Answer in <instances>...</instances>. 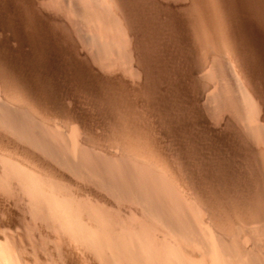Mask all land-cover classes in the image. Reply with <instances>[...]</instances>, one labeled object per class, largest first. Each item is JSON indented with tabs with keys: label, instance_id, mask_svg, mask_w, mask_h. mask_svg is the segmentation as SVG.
<instances>
[{
	"label": "bare ground",
	"instance_id": "bare-ground-1",
	"mask_svg": "<svg viewBox=\"0 0 264 264\" xmlns=\"http://www.w3.org/2000/svg\"><path fill=\"white\" fill-rule=\"evenodd\" d=\"M137 1L138 0H53V1H51V0H31V1L30 0H0V264H84L81 260V258H82L81 256H83V253L85 250H87V252H88L87 254L90 256V257H88V256H86V254H84L86 257H88V260L90 261V263L85 262L86 264H194V263L196 264V262H198V264H264V250L262 248V246H263L262 242H261V248L263 250V252H262L263 256H259L258 254H257L258 256L256 254L254 256V254H253L256 251V248L254 245L260 243L261 239L260 240L258 239L259 240L258 243H256L257 241H255L256 244H254V245H253L254 242L249 244V243L245 242V239H244L245 243L240 244L237 241L238 237H235L236 235H230L228 233V232H230V230H227V228H230L229 227L230 225L227 227V224H228L227 221H229V220L228 219L225 220L223 218L224 215L226 214V213H224L225 209H222L221 207H219L220 205H222L226 202V200H225L226 197H223L225 195L222 196L221 192L220 193L217 192L219 194V196H217V195L216 196L217 197H223V198L220 201L217 200V202L214 205L210 201L207 202V198H209V196H210L208 193L210 190L207 188L206 190H208L207 193L209 196L206 194V190H205L204 192L207 195V198H204V194H203L202 197L204 199L200 201L201 197H199V198L195 197L196 194L198 195V193L194 189L196 188L198 191H200V189H201V191L203 192L204 187H200V186H197V184H195L194 186H197V187L194 188V187H192V185L195 182L198 183L197 181H195V178H194V181H195L194 182V181H192L193 179L190 180V177L189 178L187 177L190 181H192V184L190 181H187V180H185V178H183V177H186V176H183V172H184V170H183L184 167H182L183 165L181 166L183 171L180 170V172H179L180 175H179V173H175L174 170H173L174 172L171 174V172L167 173V171H165L159 165L160 163L156 162L154 159H153L154 161L151 160V156H153L154 155L153 153H155V150H158L159 148L157 149L156 148L157 145L153 146L151 143H150L151 146L148 148V142L149 141H155L152 136H151V138H153V139H151V140H149L147 138L145 139V136H144V135H147L148 133H150L148 130L150 128H147V126H146L148 124H146L144 122V120L148 119V117L147 118L145 117V119H143L144 117L141 116V120H132L130 122L129 120H131V119H128L129 118L128 115L130 113L129 114L127 113L128 117L125 116V119L127 118V120L125 122L126 124L124 125L122 122L123 125H121V126L119 125L120 127L116 130L117 135L114 132H112L115 135V137L116 136L117 137H123L126 133H127L126 135H128V136L134 135L131 140L128 139L129 140V143H127L128 147L122 146L123 149L126 148V150L124 149V150L114 152L115 150L113 151V149H111V148L105 150L104 148L98 147L99 149H97L96 147L94 148L91 145V143H90V147H89V145H87V143H88L87 139H85V137L83 138L82 136H80V139L83 138L81 141H79V143L81 142L80 144L75 143V141L73 142V143H75L76 146L74 147L75 149L72 150L73 149L72 147H70V149H69V145L71 144V142H70V144H68L69 142L67 143L65 141V138L62 135V132L58 131L57 128H60V127L54 128L52 125H50L51 123H49L50 122L49 119H51L52 116H54V115H56V116H54L53 118L58 117L57 114H59L61 112L59 110L63 109V108L61 109V106H62L61 103H58L59 101H57V103L59 104V105H56L57 107L56 106H50V104L47 105L48 103L45 101L46 100L45 97L42 96L43 97L42 98L41 95L35 94L36 92L34 89H31V90H33L35 93L32 92L33 93L32 94L30 92V88L28 87V85L32 84V81H31L32 78L30 79L31 82H26L27 80H25V82L24 81L21 82L22 80H20V79L23 76L20 77V79H18L19 76L16 77V75H13L12 73L10 74V72H9L10 67L11 66L13 67V65H15V66H18V65L22 66L23 65L22 67L24 68V67H26L25 63L28 62L32 65V61H39L43 58V60L45 62L48 61L50 64V66H48L49 67L48 71L50 70V72H52L51 70H54L52 72V75L55 72V75L57 74V76H59L58 72H60V71L57 69L60 67H61V69H62V67L63 68L66 67V64L64 62V60L66 59L65 58L66 56L64 54L69 52V53L77 55L76 61L71 64L72 69H74L73 64H77V67H79V65L82 66L83 65L82 60H84L85 64L82 66V72L85 71L86 73L84 75H82L83 78H85V79L90 78L91 79L92 78L91 75H92L93 78L96 79L95 80L96 82H98L97 80L99 78V80L104 81L103 84L104 83L110 84V85L105 84L107 87L106 88L107 90L109 88L108 86L111 87V85H113V86L116 85V87H115L116 89L114 88L115 91L111 87V89L113 91L112 96L114 95V98L116 97V100L118 99V102L115 101V102H117V105H119L120 107L123 106L122 101H124V99L120 98L122 100L121 101L119 99V97L117 98V96H118V94H121L124 91V89L126 87L125 83L129 84L127 86L128 87L127 89L129 90L131 88L130 86L132 85L131 82H133V80L129 83L128 81L131 80L130 78L128 80V77L123 76L122 73L115 72L116 70L114 71V68L116 69L115 65L117 63V60L121 59L122 63L124 62V60L126 62H128V60H129V64L128 65H127V63L125 64V71L126 72L130 71V72H132V74L133 73L136 74L135 75L136 77H133V79L135 80V78H136L135 82L138 80L140 82V79H142V83L140 82V84H142V86H143V84L147 81V78L149 75L146 74V71H145L146 69H144V67L141 66V64H140V59H143V57H144L142 55L147 54V52L150 51V50H148L149 47H151L152 45H156V47H158V51H159V53H157V54H160L159 56H162L163 51H161V50L162 49L164 50L165 47L167 45L169 46V44H171V42H172V39H171L172 36H169L170 38H167V35L165 34V30H164V33L161 32L160 29H163L162 23L165 19H166L165 21H167V23H168V18H171L170 20L172 21V17L175 15L174 12L178 9L180 10V8H182V6L185 5L184 3L186 2V0H150V2H151L150 4H152V6L150 7L148 5L149 7L146 6V9H147V7H148V9L149 8L152 9L153 12L155 13L156 17H154L153 23L146 25L145 23L148 22V20H149L148 18L151 15L149 14L148 17H145L144 15H138L137 13H135ZM215 1L216 2L219 1V4H217L218 7L216 5H214V6H216L215 7L216 9L215 8L213 9V7H210V4L212 5L213 0H212V2L210 0L207 1L209 3L206 5L202 3L203 1L201 2L200 0H191V4L193 5V9L195 10V11H193L194 14L196 15V12H197V14H199L201 17H203L202 21L198 22V24H197V29H199L198 33L200 32L201 33L200 35L202 36V37L200 36L199 38H202L203 42L200 41V43H202V46L200 45L201 46L200 48H197V45L199 46V44L195 43L196 44V47H195L196 50L194 52L193 51L191 52L192 57H190L188 59V61L185 62V61L181 60L182 62H185V64L183 63L184 65L182 64L183 65L182 67H184V66L185 67L184 68L180 67L183 69L184 72L180 73V71H179L177 74H179V73L180 74H183V73L187 74L188 78L187 77L186 78L188 80L186 82L185 87L190 88L191 85H192V87H194L193 92L190 93V94H192L190 99L193 98V100L196 103H195V106H191V108H190L191 111L195 112L197 114V116L200 115L198 104L202 98V93H203L202 91H204L203 89H205V88H207V89L211 88L213 90V92L215 91L216 95L221 94V98L222 97L224 99L226 98V101H228L227 103L231 104V107H232V105H233V108L236 107V109L238 110V113H241V114L243 113L242 120L240 118H238L239 120L242 121L243 128L246 131V133L244 131H243V133H245L244 135H246V138L248 139V141L250 139L253 142H255V144H258L259 142H261L260 138L264 140V135H258V133H257L258 130H261V131L264 130V0H237L239 2H236L237 4H233V6L231 8H229L227 6V4L230 5V3L224 2V0L223 1L215 0ZM227 1H229V0H227ZM142 2H143V0H142ZM142 2H140V4ZM186 5H187V3H186ZM139 6L137 7L138 9H139ZM32 7H33V9H32ZM26 9L28 10V13H29L28 15L26 13H24ZM30 9H32V11ZM140 9H142V8H140ZM183 9H184V7H183ZM179 10L177 12H179ZM224 10H225V12H224ZM140 12H141V14L142 13L144 14L147 11L143 12L140 10ZM140 12H138V13H140ZM228 12H230L229 13L230 16H231V14H232V16L234 15L233 18L236 17L235 20L230 19L231 23H234L239 27L241 25V29L239 27H237L239 29L236 30V28H235L236 25H231L228 22H226L225 20H222L223 22L220 23V19L214 18L215 16H217V18H219L220 15H222V17H226L227 16L226 14H228ZM182 13H184V12H182ZM135 14H137L139 17L136 16ZM190 15H192V14H190ZM190 15H188V16H190ZM178 17H179V13H178V16L176 15L177 21L179 19ZM144 18H146L148 20L146 21V19H144ZM151 19H153V18L151 17ZM212 20L214 21V23L216 22L215 23L216 27H215V25H214V27L211 26V24L213 23V22L211 23ZM226 20H227V18H226ZM165 21H164V23H165ZM188 21L189 20L187 19V22ZM235 21H236V23H235ZM52 24L55 25L54 28L52 27L53 29L50 27V26H52ZM158 24H159V26H158ZM176 24H177V22H176ZM151 25L155 26L156 28L155 27L151 28ZM88 26L94 27L95 31L91 30L92 27L89 28ZM147 26H148V28L149 27L151 28V29L149 28L150 30H152V31H150L148 29V32L150 31L149 33L145 32V28ZM194 26L195 25H193V27ZM185 27L187 28V26H185ZM50 28L52 30L56 29L57 31H61V36L58 35L60 37V38L59 37L58 38L61 40L63 38L64 41L62 40L61 42H59L58 38H56L57 33L53 32V34H52V32L49 31ZM168 28H169V26H168ZM71 30H72V32L74 31V34L72 32H71L72 34L70 33ZM172 30H174V29H172ZM48 31L50 32L51 35L48 33ZM142 31H143V33H141ZM194 31L196 32V29ZM175 32L179 33V31H175ZM170 33H171V31H170ZM174 33H172V34H174ZM198 33L196 35L197 37H198ZM41 34H44V35H41ZM145 34H147V35H145ZM176 35L178 36V34H176ZM193 36H194V34L191 37H193ZM179 37L180 36H178V38ZM186 37H188V36H186ZM191 37L189 36V38H191ZM173 38H174L173 40H175V37H173ZM181 39H183V38H180L179 40H181ZM12 40L15 41L16 44H15V42L12 43ZM22 42L26 43L29 46L28 48L25 47L26 49L25 50L23 49V51L20 50V45H23ZM40 43H42V44H40ZM39 44L43 45V48H45V49H42V50H44V51H38L42 47V46H37ZM55 44H59V45L56 46ZM162 45H163V48L161 49L160 47H162ZM172 45H175V41H174V44H172ZM182 45H184V44H182ZM59 46L62 48H60ZM192 46H193V44H192ZM145 48L147 49V52H146ZM172 48L174 49V48H176V46L172 47ZM184 48L185 47H183L182 49H184ZM168 49L169 48H167V50ZM142 51L144 53H142ZM152 51H153V49H152ZM155 51H157V50H155ZM179 51H180V49H179ZM185 51H186V49H185ZM172 52H173V50L171 51V53ZM173 53H175V51ZM192 53H194V54L192 55ZM188 54H190V53H188ZM188 54H187V56H188ZM60 55L62 56V58L64 56L65 57L63 59H61V57L60 58L58 57ZM149 55L151 56V54H149ZM45 56L49 60H47ZM105 56L106 57L108 56L106 59L107 61L100 59L102 57H103L102 59L106 58ZM172 56L173 55L171 54L170 57H172ZM183 56H184V54H183ZM44 57H45V59H44ZM69 57H71V55ZM90 57L93 60L94 59H97V60L100 59L101 61H106L104 63H108V64L110 63L112 69L110 67V72L109 71L107 72V70H108L107 67L105 68L106 70L100 69V66L98 67V64L96 65L94 62H92L90 60ZM180 57H182V56H180ZM78 58H79V60H78ZM161 58L163 59V57H161ZM67 59H68V57H67ZM155 59H157V58L150 59V61L155 60ZM170 59H172V58H170ZM178 59H179V57H178ZM185 59L187 60V57H185ZM111 60H113V61H111ZM146 60L148 61V59H146ZM146 60H144V62ZM94 61L97 62L96 60H94ZM164 61L165 60L163 59V62ZM168 61L167 62L165 61V62L167 64H169ZM172 61H174V60H172ZM175 61H176V59H175ZM119 62H121V61H118V63ZM160 62H162V61H160ZM163 62L160 66H162L164 64ZM174 62H172V63L174 64ZM172 63H170V64H172ZM30 64H28L27 67H30L29 66ZM108 64H106V66ZM126 65H127V67H126ZM178 65L180 66L179 63H178ZM75 66L76 65H74V67ZM117 66H118V64H117ZM176 66H177V64H176ZM176 66H174V67H176ZM77 67H75V68L77 69ZM146 67L149 68L148 66H146ZM164 67H166V66L164 65L163 68ZM158 68L159 67H157V69ZM157 69L153 70V71H157ZM168 69H170V68H168ZM79 70H77V71H79ZM159 70L161 71V69H159ZM77 71H76V73H77ZM163 71H165V70L162 69V72ZM50 72L46 71V74H49ZM162 72H159V74L160 73L162 74L161 77H164V76L167 77V74L164 75V73H162ZM166 72L167 71H165V73ZM176 72H177V69H176ZM38 73H40V72H38ZM41 73H42V71H41ZM81 74H83V73H81ZM81 74L77 75V76H81ZM82 76H81V78H82ZM87 76H89V77H87ZM180 77H181V75H180ZM182 77H181V79H182ZM75 78H78V77H75ZM93 78H92V80H94ZM79 79H80V77H79ZM88 81H89V79H88ZM148 81H150V80H148ZM185 81L183 83H185ZM58 82H60V81H58ZM100 82H102V81H100ZM139 82L135 86H139L140 85ZM194 82H197V83H194ZM23 83H26V84H23ZM82 83L87 84L88 82L84 81V79H83ZM172 83H174V82H172ZM172 83H171V85H173ZM178 83H180V82H178ZM90 84H92V82ZM101 84L99 83L100 86H101ZM169 84H170V82H169ZM201 84H203V85H201ZM99 85L98 86L96 85V86L99 87ZM198 85H199V87H197ZM32 86L34 88V84H32ZM92 87H94V86H92ZM102 87H103V85H102ZM175 87H177V86H175ZM103 88H105V87H103ZM41 89L43 90L42 87H41ZM127 89H125V90H127ZM136 89H134V90L139 91L138 88H136ZM169 89H170V87H169ZM179 89H181V88L178 87V90ZM141 90H144V89L142 88ZM170 90H168V91H170ZM99 91L101 92L100 89H99ZM140 91L138 92V95H139V93H141ZM155 91L156 90H154V92ZM208 91H206V92H208ZM184 92L182 91V93H184ZM110 93H112V92H110ZM124 93H125V91H124ZM124 93H122V94H124ZM133 93H134V91H133ZM172 94H174V93H172ZM208 94H206V95H208ZM42 95H45V94L42 93ZM153 95H151V96H153ZM184 95H185V93H184ZM211 95L213 97V94H211ZM61 96H60V98L63 97V96L62 97ZM110 96L111 95H108L107 97H110ZM135 96H137V93L135 94ZM177 96L179 97L180 95L178 94ZM97 97H99V96H97ZM129 97H130V95H129ZM129 97L127 98V100H125L126 103L128 104L127 109H130V106L132 104H134V106H136L134 108H136L138 110L139 109V108H137L139 106L138 97L135 101V103L138 101L136 105L134 103V99L131 100V98H129ZM133 97H134V95H133ZM212 97L210 96L209 98H212ZM51 98L53 99V97H51ZM89 98H90V96H89ZM102 99H104V98L102 97ZM108 99H106V100L104 99L103 101H110ZM163 99H164V97H163ZM47 100H48V98H47ZM51 100H50V102H51ZM59 100H61V99H59ZM173 100H175V99H173ZM210 100L211 99H208V101L206 103H210ZM204 101H201V102H204ZM223 102H225V101H223ZM101 103L104 104V102H101ZM161 103H162V101H161ZM182 103H184V102H182ZM110 104H112V103H110ZM143 104H141V105H143ZM152 104H154V103H152ZM158 104H160V103H158ZM114 105H116V104L114 103L112 106L110 105L111 108L114 107ZM150 105H151V103H150ZM190 105H191V103H190ZM220 105H221V109H222V104H220ZM209 106H211V105H209ZM215 106L219 107V105L217 106V104ZM228 106H230V105H228ZM59 107H60V109L58 110ZM106 107H103L104 110ZM175 107H176V105H175ZM212 107H209V108L211 109ZM66 108H68V106ZM107 108H109V107H107ZM117 108H115L116 111L118 110ZM153 108L155 109V107H153ZM213 108L211 109V111L213 110ZM148 109L150 110V108H148ZM154 109H153V111H154ZM225 109L228 110V108H225ZM63 110H65V108ZM66 110L69 111L71 109H66ZM79 110L81 111V109H79ZM118 111L120 112V110H118ZM129 111H132V110H129ZM151 111H150V114H151ZM215 111L216 110H214L213 112H215ZM217 111L219 112L220 109ZM222 111H224V109ZM74 112L76 113L77 111H74ZM188 112H190V111H188ZM206 112H207V108H206ZM110 113H112V112H110ZM123 113H124V111H123ZM132 113H134V111ZM162 113H164V112H162ZM230 113L231 112H229V113L227 112V115H225L226 114V112H225V113H223L222 116L217 115V118L219 119L222 117L221 121L224 120V121L230 122L231 120L234 119V118L231 119V116H229ZM65 114H67V111H62L60 114L63 117V119H65V118L68 119V117L72 119V117H74L76 115V114L74 115L72 113V111H71V113L69 111L67 116ZM71 114H73L74 116H71ZM101 114H102V112H101ZM115 114H116V112H115ZM118 114L119 113L117 112V115ZM241 114H239V115H241ZM146 115H148V113ZM185 115H186V113H185ZM202 115H200V116H202ZM231 115H234V114L231 113ZM82 116H83V113H82V115L80 114V116H78V115L76 116L79 119H76L75 117L73 119L75 121L77 120L76 123L84 124V126H86L85 118L83 119ZM62 117H61V119H62ZM214 117L216 119V115H214ZM237 117H239V116H237ZM189 118L190 117H188L187 119H189ZM71 119H70L71 123L69 122L68 124H72L73 120H71ZM104 119H106V118H104ZM213 119L214 118L212 116L210 117L209 115H207V117H206V115H205L199 119V120H201V124L203 122V127L199 124L200 121L198 124H199L200 128L205 130V132H208L209 134L211 133L212 135H216L218 137V136H220V135H218L220 133V131L224 130L223 129L224 126H223V124L219 123L220 122V119H219V122H216V123H218L217 125H219V127L218 128L214 127L216 124L214 122L217 121V119L216 120L214 119V122H213ZM78 120H79V122H78ZM107 120L110 123L111 120L110 119H107ZM113 120H115V119H113ZM122 120H123V117H122ZM158 120H161V119H158ZM59 121H61V120H59ZM99 121L100 120L98 119L97 122H99ZM191 121H190V123L194 122L195 120L192 122ZM237 121H234L233 124ZM241 121H239V122H241ZM113 122L115 123V121H113ZM167 122H168V120H167ZM212 123H214V126ZM98 124L103 126V124H101L100 122ZM187 124H189V121L187 122ZM193 124L194 123H192V125ZM233 124H230V126ZM192 125H190V126L192 127ZM235 125H236V123H235ZM75 126H77V125H75ZM108 126L109 125H107V127ZM62 128L60 130H62ZM90 128H92V127L90 126ZM90 128L88 127L87 129H90ZM151 128H153V127H151ZM229 128H231V127H229ZM239 128H240V126H239ZM72 129H71V131H73ZM110 129L111 128H109L108 131H110ZM178 129H180V128H178ZM237 129H236V131H237ZM240 129H242V127ZM81 130H82V128H81ZM125 130H126V132H125ZM212 130H214V131L212 132ZM231 130H235V129L233 128ZM76 131H77V129H76ZM78 131H80V130H78ZM225 131H226V129H225ZM261 131H259V132H261ZM152 132H153V130H152ZM198 132H199V130H198ZM83 133L85 134L87 132L84 131ZM76 134H79V133H76ZM81 134L82 133H80L79 135H81ZM84 134H82V135L84 136ZM89 134H87V135H89ZM211 134H210V136H211ZM224 134L225 133H223L221 136H223ZM229 134L230 133H228L227 136H229ZM64 135H66V133ZM87 135H85V136H87ZM195 135H197V134H195ZM206 135H207V133H206ZM237 135H235L234 139L238 138ZM241 135H242V133H241ZM111 136L113 137V135H111ZM153 136H155V135H153ZM77 137H78V135H77ZM202 137H203V135H202ZM78 138L76 140H78ZM105 138H108V137H105ZM159 138L160 137H158V140H159ZM196 138H198V137H196ZM208 138H209V136H208ZM221 138H224V137H221ZM239 138L243 139L242 137H239ZM162 139H165V138L163 137ZM172 139H173V137H172ZM214 139H215V137H214ZM234 139H231V136H230L231 141L233 140V142H235ZM247 139L245 141H247ZM192 140H194V138H192ZM164 141H163V143H164ZM227 141L225 143H227ZM248 141H247V143H248ZM252 141H250V142H252ZM158 142H160V141H158ZM166 142H165V144H166ZM208 142H209V140H208ZM116 143H117V141H116ZM228 143H227V145H228ZM239 143H241V142H239ZM93 144H95V143H93ZM215 144H216V146H219L218 145L219 143L218 144L215 143ZM251 144H254V143H251ZM255 144L253 145V147L255 146ZM131 145H132V147H131ZM232 145H233V143H232ZM261 145H258V146L260 147ZM71 146H74V145H71ZM95 146H97V145H95ZM137 146H140L141 148H139V150L135 149V148H137ZM205 146H208V145L205 144ZM210 146L212 147V145H210ZM122 147H120V148H122ZM242 147L244 148V146H242ZM127 148H129L130 151L129 150L127 151ZM220 148H221V146H220ZM243 148H242V150H243ZM248 148H250V147H248ZM254 148H255V150H257V149L259 150V148L256 149V146ZM222 149L224 150L223 147H222ZM240 149H241V147L238 148V150H240ZM261 149H262V146L260 148V151H256V154L254 152L255 156L258 155L260 157L259 158L257 156L256 159L257 158H259V160L262 159L263 164H260V165H263V167L261 166L262 167L261 168L260 166H258V167H260V170H258L259 172L261 170L264 171V149L263 150H261ZM117 150H119V149H117ZM198 150H199V148H198ZM164 151H167V150H164ZM164 151H163V153H164ZM230 151L232 153V150H230ZM235 151H236V149H235ZM244 151H249V150L246 148V150H244ZM169 155L166 157L164 156L166 158V160H168L167 157H171V159H169L170 161H167V163L172 161L173 155H171V156H169ZM232 155H231V157H232ZM220 156H221V154H220ZM220 156H219V158H221ZM255 156H254V158H255ZM206 157H208L207 154H206ZM252 157L253 156H251V158ZM47 158H49V161ZM159 158H160V156H159ZM213 158H215V157H210V159H213ZM248 158H247V161H248ZM251 158H249V159H251ZM228 161H229V159H228ZM236 161L239 162L238 159ZM56 162L58 164L64 166L67 169L65 171L68 172V170H69L70 172L74 173L75 175L78 174L77 176H80V178L82 180L84 179V177L86 175V177L89 178V179L86 178V180L91 179L93 181H96L97 184L99 183L103 187V189H107L110 193L112 192V190H113V192L115 191L114 193H116V194H119L122 191V194H120L118 196L123 195L125 198L128 195L130 197L132 196L131 199L136 198L135 200L137 202V205L139 204V206H137V207H140L142 205V208L140 207L142 210L144 208L149 209L150 212L152 213V219L158 220V222L160 221L162 224L167 226L170 229V231H172V233H170L167 229L166 230L164 229L166 231V233H165L166 236H164V234L162 233V235H163V238H162V236L160 234L161 237H159V238H162L161 239L162 241H160V240L157 241V239H152L151 237L146 236L147 238H145L144 237L145 232L142 229H140V230L138 229L137 233L133 234V228L130 226L131 221H129L130 225H128V223H125L122 219L120 222L123 221L124 223L123 222L122 223L117 222L118 223L117 226L114 227L113 224H112L113 226H110L109 225L110 223L107 224V222H109V220H111V219H109L108 217H105L103 215L104 212L100 214V212H102L100 209H99L100 210V212H99L98 209H93V206L89 207V204L86 205V202H84V201H86V199L89 198L88 197L89 194H87L86 192H83L82 188H81L80 192L75 191V190H74L75 192H73V190L71 191L70 189L65 188V186L67 187L66 181H69L70 176H68L67 172H65L66 173L65 174L64 172L58 171L60 169L56 168L57 167ZM172 162H174V161H172ZM175 162H177V161H175ZM218 162H219V160H218ZM243 162H241V163H243ZM259 162L261 163V161H258V163ZM178 163H179V161H178ZM234 163H236V162H233V164ZM246 163H247V165L248 164L251 165V163H248V162H246ZM170 164H173V163H170ZM237 165H238V163H237ZM256 165L257 164H255L254 166L256 167ZM172 166L175 167L174 165H172ZM225 166L226 165H224V167ZM234 166L236 167V165H234ZM238 166H241V165H238ZM166 167H168V164L166 165ZM169 167H170V165H169ZM181 167H180V169H181ZM190 167H192V166H190ZM250 167L248 166V168H250ZM240 168L241 167H239V170H240ZM244 168H245V165L242 168L243 173H244V171H243ZM256 168H255V170H256ZM165 169H168V168H165ZM237 169H238V167H237ZM220 170L218 171L220 173L219 175L222 174V172H220ZM255 170H254V172H255ZM181 171H182V173H181ZM187 172H189V171L187 170ZM187 172H186V175H187ZM228 172H229V170H226V171H224L223 174L226 175ZM247 172H248V170H247ZM254 172H252V173H254ZM229 173L232 174V171H230ZM74 174L73 175L71 174V176L72 177L75 176ZM249 174H250V176H252L251 173H249ZM184 175H185V173H184ZM258 175H260V174H258ZM228 176H230V175H228ZM227 177H225V179H226L225 181H227ZM240 177H242L241 174H240ZM240 177H238V178H240ZM246 177H248V176H246ZM255 177H256V175H255ZM75 178L77 179V177H75ZM232 178L234 179L235 177H231L230 179H232ZM238 178L236 179L238 182H237V184L235 183L236 184V186H234L235 188L231 187V189L233 188V190L231 191L232 197L229 195L230 198H232V201H234V203H233L235 205L234 208H232V210H231L229 207H227L228 205H230L227 202L230 201L231 199L225 203V204H228L226 206L227 207L226 210L230 209L231 211H233L232 213H230V215L232 214V216L225 215V216H228V218L230 217V219H233L236 216H238L237 218L239 219V215L241 213L239 214L236 212L244 209V208L243 209L240 208L241 206L244 205V203L242 205V203L240 201V198H243V194H244L243 193V187L246 188V186L249 185L248 182L242 181L241 178L240 179H238ZM243 178H245V177H243ZM215 179H216V177H215ZM222 179L220 180L221 186L219 188L227 190V188L229 186L222 183ZM260 179H261V177H260ZM217 180H218V178H217ZM252 180H253V178H252ZM258 180H259V178H258ZM262 180L264 182V179H262ZM76 181H78V180H76ZM207 181L209 182L210 179ZM207 181H205V182H207ZM212 181H213V179H212ZM86 182L87 181H85V182L83 181L84 184ZM79 185L80 184H78V186ZM206 186H208V184ZM216 187H218V185ZM260 187L262 189L263 185H261ZM247 188H248V186H247ZM65 189H68V190H65ZM85 189H86V187H85ZM96 189H97V187H96ZM229 189H230V187L228 188V191H229ZM258 189H260V188H258ZM107 190L104 191L105 195L108 193V192L106 193ZM92 191L94 193V190H92ZM92 191H91V193H92ZM98 191L101 192L100 188ZM261 191H263V189ZM100 192H99V195H100ZM113 192H112V194H113ZM110 193H109V195H110ZM227 193L230 194V192H226L224 194H227ZM248 193L250 194V192H247V195H249ZM92 194H90V195H92ZM95 194H96V192L93 195H95ZM254 194H256V193H253V195ZM206 195H205V197H206ZM245 195H246V193H245ZM247 195H246V197H248ZM118 196H117V198H118ZM213 196H215V194ZM250 196H252V194ZM256 197H258V196H255V198ZM94 198L95 199L98 198V201H101L103 198H104L103 200H105L106 196L102 197L101 200L97 196ZM107 198H108V195H107ZM119 198H118V200H116V202H114V203H116L117 206L120 203ZM251 198L253 199V202H254V198L249 197V199H251ZM128 199H129V197H128ZM197 199H199V201ZM259 199H257V200H259ZM125 200H126V198H125ZM133 200L134 199H132V201ZM232 201H231V203H232ZM246 201L248 202L247 199H246ZM96 202L97 201H95V204H97ZM103 202H106V201H103ZM121 202H123V200H121ZM249 202L252 203L251 200ZM261 202L264 204V200L263 201L261 200ZM18 203L21 204V205L19 204L20 206H22V205L28 206L27 208L29 210L26 207H25V210L27 209V211L29 213L31 212L30 214H32L31 215L32 217L34 216L35 221H33V222H35V224H33V223L32 224L34 225V227L36 229H38V232H40L39 234L45 235V236L43 235L44 236L43 241H41L39 239L33 240L35 237L32 239H28L30 234L32 233L31 231H33V230H31V229L28 230L26 228L28 226L27 223H26V225H27L26 227L24 224H22L20 226H22L21 228L24 227L27 230V233L29 235L28 238L24 235L25 237H22L20 239V241L18 240L19 238H17V237L21 236V232H20V235H19V233L17 234V231H16L17 223H15V220H17V217H19L16 214L19 213L22 215V213H21L20 209H19L20 211L17 210L18 213H17V211L13 212V211H15V208H17V206H19ZM90 203H91V201H90ZM107 203L108 204H106V203L105 204L109 206L110 201ZM111 203H110V206H111ZM209 203H211V205ZM263 204H261V205L263 206ZM104 205H101V207ZM216 205H219V206H216ZM250 205L251 206L253 205V207H250ZM250 205H249L248 210L253 209V212H250V214L248 213V215H246V213H244L246 215L245 219H243V217L240 215V218L242 217V219L244 221L241 220L239 222L236 220L237 223L242 224L245 222V223H254L255 224V223L261 222V221L264 222V215L261 214L263 211L261 212V210H260V214H259V212H257V210L254 211V205L258 206V204L254 203V204H250ZM12 206H13L12 211H10L9 208ZM96 206L100 207V203H99V205H96ZM114 206H115V204H114ZM231 206H232V204L230 205V207ZM104 207H106V206H104ZM125 207H128V206H125ZM259 207H261V206L259 205L257 208H259ZM130 208L131 207H129V210H131V211L134 210V209L132 210V208L131 209ZM263 208L261 207L262 210H264ZM219 209L224 210V211H220V212L224 213L223 216L221 215L222 213L220 214ZM110 210H111V212L113 211L112 209H110ZM116 210H117V208H116ZM125 210H128V209L124 208V211ZM129 210H128V212H129ZM149 210L147 212H149ZM229 211L227 212L228 214H229ZM133 212H129V213L131 214ZM112 213H110L111 216H112ZM127 213H125V214H127ZM199 213H200V215H199ZM29 215H28V217H30ZM131 215H132V217L135 216L133 214H131ZM108 216H109V214H108ZM137 216H135V217L137 218ZM139 216H138V218H139ZM32 217H30V218H32ZM146 217H147V215H146ZM104 218H106V220ZM125 218H126V220L128 219L124 215V220H125ZM129 218H131V217H129ZM149 218H150V216H149ZM203 219H204V221H203ZM205 219H206V222H205ZM30 221H31V219H30ZM134 221L136 222V220H134ZM134 221H132V222H134ZM204 222L207 224H204ZM21 223H22V221H21ZM134 223H133V225H134ZM138 223H142V222L138 221ZM138 223H136V224L138 225ZM144 223H146V222H144ZM224 223H226V227H224L225 225L223 226ZM32 224H31V226H32ZM136 224H135V226H136ZM151 224L153 225L154 223H151ZM157 225H159V223H156V227L158 229L159 226H157ZM233 226H234V223H233ZM233 226L231 228H234ZM19 227H18V229H19ZM245 227H246V225H245ZM136 228H137V226H136ZM153 228H154V226H153ZM260 228H262V227H260ZM160 229H161V226H160ZM26 230L22 229L21 231L26 232ZM245 230H243V231H245ZM155 231H157V230H155ZM165 231H163V232H165ZM236 231H238V230H236ZM25 232H23V233H25ZM29 232H31V233H29ZM153 232H154V229H153ZM168 232L170 234H167ZM254 232L255 231L253 230V234H254ZM251 233H252V231H251ZM15 234H17L19 236L16 237ZM236 234H238V232ZM152 235H154V234H152ZM251 235H249V236H251ZM254 235H256V234H254ZM246 236H247V238L249 237L248 235H246ZM257 236H258V234H257ZM40 237H42V236H40ZM23 238H25L26 240L25 239L22 240ZM255 238L257 239V237H255ZM76 243L79 246H77ZM263 243H264V241H263ZM70 244H72V245H70ZM160 244H162V245H160ZM73 245H76V248ZM57 247L59 250L57 249ZM258 247L260 249L259 244H258ZM169 250H170V252H169ZM259 251H261V250H259ZM55 254L57 256H55ZM168 254H171L172 256H170V255L168 256ZM193 255L194 256L197 255V257H199V260L197 261L196 259H198V258L196 257L195 261L192 262L191 258L189 259V257L193 256ZM187 259L189 261L186 262ZM85 260H87V258ZM85 260H83V261H85Z\"/></svg>",
	"mask_w": 264,
	"mask_h": 264
},
{
	"label": "rangeland",
	"instance_id": "rangeland-1",
	"mask_svg": "<svg viewBox=\"0 0 264 264\" xmlns=\"http://www.w3.org/2000/svg\"><path fill=\"white\" fill-rule=\"evenodd\" d=\"M31 1V0H30ZM51 1H53V0H51ZM139 1V2H138ZM137 1V3H136V8H135V13H137L138 15H144L145 17H148V15L150 14L151 16L148 18V19H146V18H144V19H146V21L148 20V22H146L145 24L146 25H148V24H150V23H153L154 22V17H156L155 16V13L153 12V10L152 9H148V7L150 6H152V4H150L151 2H150V0L148 1V0H143V2H142V0H138ZM147 1V2H146ZM203 4H208L209 2H207V1H209V0H200ZM211 2H212V0H210ZM221 1H223V0H221ZM140 2H142L141 4H140ZM190 2V3H189ZM206 2V3H205ZM214 2V3H213ZM213 2H212V5L210 4V7H213V9L217 6V4H219V1H215V0H213ZM224 2H228V3H230V5H228L227 4V6L229 7V8H231L232 6H233V4H237L236 2H239V1H237V0H229V1H227V0H224ZM232 2V3H231ZM139 3V4H138ZM144 3V4H143ZM186 3H187V5H186ZM221 3V2H220ZM185 5H183L182 6V8H180V10H179V12H177L178 10H176L174 13H175V15L172 17V21L170 20L171 18H168V23H167V21H165V23H164V21H163V23H162V26H163V29H160L161 30V32H163L164 33V30H165V34L167 35V38H170L169 36H172V42H171V44H169V46L167 47H165V49L163 50L162 48H163V45H162V47H160L162 50L161 51H163V54H162V56H159L160 54H157V53H159V51H158V47H156V45H152L151 47H149L148 48V50H150V51H148L147 52V49L145 48V50H146V52H147V54H143L142 56H144L143 57V59H140V64H141V66H143L144 67V69H146L145 71H146V74H148L149 76H148V78H147V81L143 84V86H142V84H140V82L142 83V79H140V82H139V80L138 81H136L135 82V80H136V78H135V80L133 79V77H136L135 75L136 74H132V72H130V71H125V64L127 63V65L129 64V60H128V62H126L125 60H124V62L122 63V60L120 59V60H117V63H116V65H115V67H116V69L114 68V71L115 72H120V73H122V75L123 76H126V77H128V80H129V78L131 79V80H127L129 83L133 80V82H131L132 83V85L129 87L130 89L128 90L127 88V86L129 85V84H126L125 83V89H127V90H125L124 88V91H125V93H124V91L122 92V93H124V94H118V96H117V98L119 97V99L121 98V99H124V101H122L121 99V101H122V104H123V106H119V105H117V102H118V99L116 100V97L114 98V95L112 96V94H113V91H112V89H111V87L113 88V90H114V88L116 87V85L115 86H113V85H111V87L110 86H108L109 88H108V90L106 89L107 87H106V85L108 84V85H110L109 83H104L103 84V80H99V78H98V82H96L95 80V78H93V76L91 75V77L94 79V80H92V78L90 79V78H87V77H89V76H87L86 78L87 79H85V78H83V76L82 75H84L86 72L85 71H83L82 72V66L85 64V62H84V60H82V63H83V65L82 66H80L79 65V67H77V64H73V68L74 69H72V63H74L75 61H76V56L77 55H75V54H72V53H65L64 55L66 56H64L66 59L64 60V62H65V64H66V67H62V69H61V67L60 68H58L57 70H59L60 72H58V75L59 76H57V74L55 75V72H54V74L52 75V72L54 71V70H51L52 72H50V70L48 71V69H49V67L48 66H50V64H49V62L47 61V62H45L44 60H43V58L41 59V60H39V61H32V65L30 64V63H25V66L26 67H22L21 65H18V66H15V65H13V67L11 66L10 67V74L12 73L13 75H16V77H18L19 76V78L18 79H20V77H22L20 80H22L21 82H25V80H27L26 82H31L32 81V84H34V88H33V86H32V84L31 85H28V87L30 88V92L32 93V92H34L33 90H31V89H34L35 90V94H38V95H41V97L43 96V97H45V101L48 103L47 105H49L50 104V106H56V105H59L58 103H61V105L63 106H61V109L63 108H65V110H59L60 109V107L58 108V110L59 111H67V114L69 113V111H70V113H71V111H72V113L75 115H73V114H71V116H74L76 119H79V118H77L76 116L78 115V116H80V114L82 115V113H83V116H82V118L84 119L85 118V121H86V126H84V124H79V123H76V121L73 119L74 117H72V119L71 118H69L68 117V119L67 118H65V119H63V117L60 115L61 114V112L59 113V114H57V116L58 117H55V118H53L54 116H56V115H54V116H52V118L51 119H49V123H51L50 125H52L54 128H57V127H60V128H57L58 129V131L60 132H62V135L64 136V138H65V141L68 143V144H70V142H71V144L69 145V149H70V147H72L73 149L72 150H74L75 148V143H78V144H80L79 143V141H81L84 137H85V139H87V141H88V143H87V145H89V147H90V143H91V145L95 148H97V149H99L98 147H100V148H104L105 150L106 149H113V151L114 152H116V151H120V150H126V148H124L123 149V147L122 146H126V147H128V144L127 143H129V140H131L132 139V137L134 136V135H124L123 137H115V135L112 133V132H114L115 134L117 133L116 132V130L121 126V125H125L126 123V120H127V118L125 119V116H127L129 113V118L128 119H131V120H129L130 122L132 121V120H141V116L142 117H144L143 119H145V117L147 118L148 117V119H146V120H144V122L146 123V124H148V125H146L147 126V128H150V129H148L149 130V132L151 133H148L147 135H144L145 136V139L147 138V139H149V140H151V139H153L154 138V140L155 141H149L148 142V148L151 146V144L153 145V146H156V148L158 149V150H155V153H151L153 156H151V160H155L156 162H158V163H160L159 165L165 170V171H167V173H170L171 172V174L175 171V173H179L180 172V170H182V167H184L183 168V170H184V172H183V176H186V177H183V178H185V180H187V181H190L191 179H193L192 181H194V178H195V181H197L198 183H196L195 181V183L192 185V187H197V186H200V187H204V190H203V192L201 191V189H200V191H198L196 188L194 189V190H196L197 191V193H198V195L196 194V198H199V197H201L200 198V201L201 200H203L204 198H207V195H208V193H209V195L211 196H209V198H207V202H212V204H214L215 205V203L217 202V200L218 201H220V200H222V198L223 197H226V202L228 201V200H230V201H228L227 203L228 204H232V206L230 207V205H228V204H222V205H216V206H219V207H221L222 209H225V212L224 213H226L225 215H229V216H232V214L230 215V213H232L233 211H231L232 210V208H234V201H232V198H230V196H231V191L233 190V188L231 189V187H234V186H236V184H237V178L238 177H240V174H241V176L242 177H240L241 178V180L242 181H245V182H248L249 183V185H247L248 186V188H247V186H246V188L245 187H243V198H240V201H241V203H242V205H243V203H244V205L243 206H241L240 208L241 209H243V210H241V211H238V212H236V213H241L240 215L243 217V219H245V216L246 215H248V213L250 214V212H253V209H251V210H248L249 209V205L250 204H258V206L260 205L262 208L264 207V204L261 202V200L263 201L264 200V182H263V180L262 179H264V171L263 170H261L260 172L258 171V170H260V167L262 166L263 167V165H260V164H263L262 163V159L261 160H259V156L258 155H256L255 156V154H256V151H260V148H261V146H262V149L261 150H263L264 149V140L263 139H261L260 138V141L261 142H259L258 144H255V142H253L252 140H250L249 139V141H248V139L246 138V135H244L245 133H246V131L244 130V128H243V123H242V115H243V113L241 114V113H238V110L236 109V107L235 108H233V105H232V107H231V104H229V103H227L228 101H226V98L224 99L223 97L221 98V94H218V95H216L215 94V91L213 92V90L210 88V89H207V88H205V89H203L204 91H202L203 93H202V98H201V100L199 101V104H198V108H199V113H200V115H202L203 113V115L202 116H205L206 115V117H207V115H209L210 117L212 116L214 119H215V117H214V115H216V119H217V121H215L214 122V119H213V122L214 123H216V122H219V119H220V124H223V126H224V130H222V131H220V133L218 134V135H222L223 133H225L223 136H221V137H224V138H221L220 136H216V135H212L211 133V136H210V134L208 133V132H205V130H203L202 128H200V126H199V124L203 127V122H202V124H201V120H199L200 118H202V116H197V114L195 113V112H193V111H191L190 110V108H191V106H195V101L193 100V98L192 99H190L191 98V96H192V94H190L191 92H193V89H194V87H192V85H191V87L190 88H186L185 86H186V82H187V74H180V73H182V72H184L183 71V69L182 68H184V67H182L184 64H185V62L186 61H188V59L190 58V57H192L191 56V52L193 51H195L196 49H195V47H196V44L195 43H198L199 44V46L197 45V48H200L201 46H202V43H200V41H202V38H199L201 35V33L199 32L198 33V30L199 29H197V24H198V22H200V21H202V19H203V17H201L199 14H197V12H196V15L194 14V12L193 11H195L194 9H193V5L191 4V0H186V2L184 3ZM140 5V6H139ZM149 5V6H148ZM214 5H216V6H214ZM139 6V9L137 8ZM146 6H148L147 7V9H146ZM186 6V7H185ZM144 7V8H143ZM183 7H184V9H183ZM218 7V6H217ZM140 8H142V9H140ZM32 9H33V7H32ZM32 9H30L31 11H32ZM182 9V10H181ZM216 9V8H215ZM138 10V11H137ZM140 10L141 11H143V12H145V11H147V12H145L144 14L142 13L141 14V12H140ZM24 11V10H23ZM189 11V12H188ZM138 12H140V13H138ZM182 12H184V13H182ZM224 12H225V10H224ZM223 12V13H224ZM24 13H26L27 15L29 14L28 13V10L26 9L25 10V12ZM153 13V14H152ZM178 13H179V19H178V21L176 20L177 18H176V15L178 16ZM230 12H228V14H226L227 16L226 17H222V15H220L219 16V18H217V16H215L214 18L215 19H220V23H222L223 21L222 20H225L226 22H228L229 24H231V25H236V24H234V23H231V21H230V19H236V17H234L233 18V16H232V14H231V16H230V14H229ZM137 14H135L136 16H138ZM190 14H192V15H190ZM188 15H190V16H188ZM198 15V16H197ZM225 15V14H224ZM188 16V17H187ZM139 17V16H138ZM151 17L153 18V19H151ZM196 17V18H195ZM226 18H227V20H226ZM229 18V19H228ZM174 19V20H173ZM187 19L189 20L188 22H187ZM194 19V20H193ZM151 21V22H150ZM196 21V22H195ZM224 21V22H225ZM176 22H177V24H176ZM213 22V23H212ZM156 23V22H155ZM174 23V24H173ZM211 26H213L214 27V25H215V27H216V22L214 23V21L212 20L211 21ZM235 23H236V21H235ZM179 25V26H178ZM193 25H195L194 27H193ZM219 25V24H218ZM158 26H159V24H158ZM157 26V27H158ZM168 26H169V28H168ZM181 26V27H180ZM185 26H187V28L185 27ZM49 27V26H48ZM51 28L53 27H55V25H53L52 24V26H50ZM89 28H91L90 26H88ZM155 26H153V25H151V28H154ZM180 27V28H179ZM196 27V28H195ZM237 27H239V26H235V28H236V30L237 29H241V25H240V27L239 28H237ZM50 28V32H52V34H53V32H55V33H57L56 35V38H58L59 36H61V31H57L56 29H54V30H52ZM84 28V27H83ZM150 28V27H149ZM148 28V26L145 28V32H147V33H149L150 31H152V30H150ZM156 28V27H155ZM174 29V30H172V29ZM179 28V29H178ZM147 29V30H146ZM148 29L150 30L149 32H148ZM177 29V30H176ZM196 29V32L194 31ZM73 30V29H72ZM72 30L70 31V33L72 32ZM91 30H94L95 31V29H94V27H92V29ZM141 30V29H140ZM235 30V31H236ZM48 31V33L50 34V32ZM170 31H171V33H170ZM175 31H179V33H177V32H174ZM237 32V31H236ZM60 33V34H59ZM73 34H74V31L72 32ZM71 33V34H72ZM141 33H143V31L141 32ZM172 33H174V34H172ZM181 33V34H180ZM197 33H198V37L196 36L197 35ZM238 33V32H237ZM171 34V35H170ZM176 34H178V36H180L179 38H178V36L176 35ZM180 34V35H179ZM184 34V35H183ZM194 34V36L193 37H191L192 35ZM39 35V34H38ZM41 35H44V34H41ZM51 35V34H50ZM59 35V36H58ZM145 35H147V34H145ZM36 36V35H35ZM186 36H188V37H186ZM189 36L191 37V38H189ZM173 37H175V40H173L174 38ZM185 37V38H184ZM202 37V36H201ZM2 38V37H1ZM60 38V37H59ZM58 38V41L59 42H61L62 40L64 41V39L62 38V40L61 39H59ZM180 38H183V39H181V40H179ZM57 40V39H56ZM177 40V41H176ZM174 41H175V45H172V44H174ZM184 43H183V42ZM186 41V42H185ZM189 43H188V42ZM15 41H13L12 40V43H14ZM203 42V41H202ZM23 43V42H22ZM63 43V42H62ZM61 43V44H62ZM179 43V44H178ZM15 44H16V42H15ZM21 44V43H20ZM40 44H42V43H40ZM37 45V46H42L38 51H44V50H42V49H45V48H43V45ZM60 44V43H59ZM59 44H55L56 46L57 45H59ZM65 44V43H64ZM182 44H184V45H182ZM187 44V45H186ZM192 44H193V46H192ZM201 45V46H200ZM176 46V48H172V47H175ZM15 47V46H14ZM25 47H29L26 43H23V45H20V50L21 51H23V49L25 50L26 48ZM60 47V46H59ZM153 47V48H152ZM156 49H155V48ZM183 47H185L184 49H182ZM37 48V47H36ZM60 48H62V47H60ZM167 48H169L168 50H167ZM180 49V51H179V49ZM190 48V49H189ZM47 49V48H46ZM86 49V48H85ZM152 49H153V51H152ZM178 49V50H177ZM185 49H186V51H185ZM189 49V50H188ZM194 49V50H193ZM155 50H157V51H155ZM173 50V52L175 51V53H171V51ZM168 51V52H167ZM63 52V51H62ZM154 52V53H153ZM178 52V53H177ZM41 53V52H40ZM142 53H144L143 51H142ZM141 53V54H142ZM156 53V54H155ZM178 55H177V54ZM186 53V54H185ZM188 53H190V54H188ZM200 53V52H199ZM32 54V53H31ZM149 54H151V56L149 55ZM165 54V55H164ZM168 54V55H167ZM170 54V55H169ZM171 54L173 55L172 57H170L171 56ZM177 56H176V55ZM183 54H184V56L185 57H187V60L185 59V57L183 56ZM187 54H188V56H187ZM194 53H192V55H193ZM47 55V54H46ZM71 55V57H69ZM153 55V56H152ZM156 55V56H155ZM160 57H158V56ZM167 55V56H166ZM149 56V57H148ZM155 56V57H154ZM165 56V57H164ZM169 56V57H168ZM180 56H182V57H180ZM46 57V56H45ZM45 57H44V59H45ZM59 58L61 57V59H63L62 58V56L60 55V56H58ZM67 57H68V59H67ZM75 59H73V58ZM106 57V56H105ZM108 57V56H107ZM107 57L106 58H104V59H102V58H100L101 60H106L107 59ZM157 58V59H155V60H152V61H150V59H154V58ZM161 57H163V59L167 62L170 58H172V59H170L169 61H168V63L169 64H167L165 61L163 62V59L161 58ZM167 57V58H166ZM178 57H179V59H178ZM49 58V57H48ZM70 58V59H69ZM167 60H166V59ZM46 59H47V57H46ZM60 59V60H61ZM100 59H94V60H96L97 62H95L91 57H90V60L92 61V62H94L96 65L98 64V67L100 66V69H102V70H104L106 67H107V72L109 71L110 72V67H111V65H110V63L108 64V63H104V62H106V61H101ZM128 59V58H127ZM146 59H148V61L146 60ZM159 59V60H158ZM175 59H176V61H175ZM47 60H49V59H47ZM78 60H79V58H78ZM100 60V61H99ZM143 60V61H142ZM144 60H146L145 62H144ZM172 60H174V61H172ZM178 60V61H177ZM181 60H183V61H185V62H182ZM111 61H113V60H111ZM118 61H121V62H119L118 63ZM154 61V62H153ZM158 61V62H157ZM160 61H162L164 64L162 65V66H160L161 64H162V62H160ZM181 61V62H180ZM100 62V63H99ZM109 62V61H108ZM115 62V61H114ZM113 62V63H114ZM148 62V63H147ZM157 64H156V63ZM172 62H174V64L172 63ZM68 63V64H67ZM148 65H147V64ZM170 63H172V64H170ZM178 63L180 64V66L178 65ZM184 63V64H183ZM28 64H30L29 66L30 67H27L28 66ZM106 64H108L107 66H106ZM117 64H118V66H117ZM146 64V65H145ZM176 64H177V66H176ZM183 64V65H182ZM74 65H76L75 67H77V69L74 67ZM127 65H126V67H127ZM133 65V64H132ZM145 65V66H144ZM166 66V67H164L163 68V66ZM168 65V66H167ZM68 66V67H67ZM70 66V67H69ZM134 66V65H133ZM146 66H148L149 68H147ZM174 66H176V67H174ZM179 66V67H178ZM118 67V68H117ZM157 67H159L158 69H157ZM180 67H182V68H180ZM33 70H31V69ZM34 68V69H33ZM36 68V69H35ZM81 68V69H80ZM168 68H170V69H168ZM16 69V70H15ZM42 69V70H41ZM72 69V70H71ZM80 69V70H79ZM111 69H112V67H111ZM119 69V70H118ZM157 69V71H153V70H156ZM159 69H161V71L159 70ZM162 69L163 70H165V71H167L166 73H165V71H163L162 72ZM176 69H177V72H176ZM8 70V69H7ZM35 70V71H34ZM44 70V71H43ZM72 72H71V71ZM77 70H79V71H77V73H76V71ZM87 70V69H86ZM106 70V69H105ZM31 71V72H30ZM40 72V73H38V72ZM41 71H42V73H41ZM46 71L47 72H50L49 74H46ZM122 71V72H121ZM174 71V72H173ZM180 71V75H181V77H182V79H181V77H180V75L179 74H177L178 72ZM23 72V73H22ZM129 72V73H128ZM159 72H162V73H164V75H166L167 74V77H161V73L159 74ZM19 73V74H18ZM31 73V74H30ZM81 73H83V74H81V76H82V78H81V76H77V75H80ZM153 73V74H152ZM155 73V74H154ZM170 73V74H169ZM28 74V75H27ZM35 74V75H34ZM132 74V75H131ZM151 74V75H150ZM158 74V75H157ZM169 74V75H168ZM177 74V75H176ZM34 75V76H33ZM160 75V76H159ZM179 75V76H178ZM178 76V77H177ZM29 77V78H28ZM75 77H78V78H75ZM79 77H80V79H79ZM172 79H171V78ZM187 77V78H186ZM24 78V79H23ZM33 80H32V79ZM171 80H170V79ZM186 78V79H185ZM30 79H31V81H30ZM61 79V80H60ZM82 79V80H81ZM83 79H84V81H87L88 83L87 84H84V83H82V81H83ZM88 79H89V81H88ZM127 79V78H126ZM175 79V80H174ZM180 79V80H179ZM148 80H150V81H148ZM168 82H167V81ZM174 80V81H173ZM186 80V81H185ZM34 81V82H33ZM42 81V82H41ZM55 81V82H54ZM58 81H62L61 83L60 82H58ZM100 81H102V82H100ZM185 81V83H183ZM92 82V84H90ZM96 82V83H95ZM139 82V86H135V85H137V83ZM169 82H170V84H169ZM172 82H174V83H172ZM177 82V83H176ZM178 82H180V83H178ZM41 83V84H40ZM48 83V84H47ZM55 83V84H54ZM99 83L101 84V86L99 85ZM136 83V84H135ZM171 83L173 84V85H171ZM176 83V84H175ZM194 83H197V82H194ZM23 84H26V83H23ZM50 84V85H49ZM106 84V85H105ZM175 84V85H174ZM94 86V87H92V86ZM99 85V87H97V86ZM102 85H103V87H105V88H103L102 87ZM171 85V86H170ZM179 85V86H178ZM201 85H203V84H201ZM50 86V87H49ZM66 86V87H65ZM141 86V87H140ZM168 86V87H167ZM173 86V87H172ZM175 86H177V87H175ZM41 87L43 88V90L41 89ZM138 88V90L140 91L142 88L144 89V90H141L140 92L141 93H139V95H138V92L139 91H135L134 89H136V88ZM148 87V88H147ZM169 87H170V89H169ZM175 87V88H174ZM178 87L179 88H181V89H179L178 90ZM197 87H199V85L197 86ZM49 88V89H48ZM70 88V89H69ZM133 88V89H132ZM56 89V90H55ZM99 89L101 90V92L99 91ZM103 89V90H102ZM116 89V88H115ZM55 90V91H54ZM110 90V91H109ZM134 91V93H133V91ZM137 90V89H136ZM146 90V91H145ZM154 90H156L155 92H154ZM168 90H170V91H168ZM177 90V91H176ZM181 90V91H180ZM209 90V91H208ZM212 90V91H211ZM44 91V92H43ZM50 91V92H49ZM93 91V92H92ZM104 91V92H103ZM115 91V90H114ZM127 91V92H126ZM132 91V92H131ZM145 91V92H144ZM149 91V92H148ZM182 91L185 93V95H184V93H182ZM206 91H208V92H206ZM95 92V93H94ZM110 92H112V93H110ZM210 92V93H209ZM42 93L43 94H45V95H42ZM92 93V94H91ZM97 93V94H96ZM137 93V96H135V94ZM147 93V94H146ZM172 93H174V94H172ZM176 93V94H175ZM181 93V94H180ZM195 93V92H194ZM208 94V95H206V94ZM33 94V93H32ZM53 94V95H52ZM95 94V95H94ZM106 94V95H105ZM128 96H127V95ZM150 94V95H149ZM154 94V95H153ZM180 95L179 97L177 96V95ZM190 94V95H189ZM211 94H213V97H212V95ZM216 96H215V95ZM52 95V96H51ZM63 97H62V96ZM108 95H111L110 97H107ZM129 95H130V97H129ZM133 95H134V97H133ZM151 95H153V96H151ZM60 96L62 97V98H60ZM88 96V97H87ZM89 96H90V98H89ZM96 96V97H95ZM97 96H101L100 98L99 97H97ZM121 96V97H120ZM127 96V97H126ZM132 96V97H131ZM145 96V97H144ZM151 98H150V97ZM173 96V97H172ZM182 96V97H181ZM208 96V97H207ZM212 97V98H209V97ZM42 97V98H43ZM51 97H53V99L51 98ZM102 97L106 100V99H108V100H110V101H103L104 99H102ZM131 98V100L132 99H134V103H135V101H136V99H137V97H138V101H139V106L137 107V108H139L138 110L136 109V108H134V107H136V106H134V104H132L131 106H130V109H127V107H128V104L126 103V101L125 100H127V98ZM155 97V98H154ZM163 97H164V99H163ZM175 97V98H174ZM47 98H48V100H47ZM56 98V99H55ZM65 98V99H64ZM72 98V99H71ZM90 100H89V99ZM140 98V99H139ZM185 98V99H184ZM188 98V99H187ZM214 98V99H213ZM52 99V100H51ZM59 99H61V100H59ZM63 99V100H62ZM150 99V100H149ZM153 99V100H152ZM162 99V100H161ZM173 99H175V100H173ZM208 99H211L210 100V103H206L207 101H208ZM50 100H51V102H50ZM102 100V101H101ZM166 100V101H165ZM173 100V101H172ZM205 100V101H204ZM214 100V101H213ZM57 101H59L58 103H57ZM115 101H117V102H115ZM137 101V102H138ZM146 101V102H145ZM159 101V102H158ZM161 101H162V103H161ZM190 101V102H189ZM201 101H204V102H201ZM212 101V102H211ZM219 101V102H218ZM223 101H225V102H223ZM98 102V103H97ZM101 102H104V104L103 103H101ZM120 102V101H119ZM137 102L135 103V105L137 104ZM145 102V103H144ZM182 102H184V103H182ZM54 103V104H53ZM110 103H112V104H110ZM116 104V105H114V107H112L111 108V106L113 105V104ZM144 103V104H143ZM150 103H151V105H150ZM152 103H154V104H152ZM158 103H160V104H158ZM173 103V104H172ZM190 103H191V105H190ZM194 105H193V104ZM202 103V104H201ZM213 103V104H212ZM219 103V104H218ZM127 106H126V105ZM141 104H143V105H141ZM146 104V105H145ZM156 104V105H155ZM178 104V105H177ZM182 106H181V105ZM207 104V105H206ZM217 104V106L219 105V107H216L215 105ZM220 104H222V109H221V105ZM111 105V106H110ZM165 105V106H164ZM174 105V106H173ZM175 105H176V107H175ZM189 105V106H188ZM209 105H211V106H209ZM228 105H230V106H228ZM68 106V108H66ZM71 106V107H70ZM76 106V107H75ZM102 106V107H101ZM109 107V108H107V107ZM125 106V107H124ZM148 106V107H147ZM150 106V107H149ZM155 107V109L153 108V107ZM188 108H187V107ZM201 106V107H200ZM204 106V107H203ZM212 107L213 108V110L211 111V109L209 108V107ZM226 106V107H225ZM57 107V106H56ZM103 107H106L105 108V110H104V108ZM118 107V108H117ZM125 109H124V108ZM141 107V108H140ZM144 109H143V108ZM184 107V108H183ZM207 108V112H206V108ZM228 108V110H226L225 108ZM103 108V109H102ZM115 108H117L118 110H120V112L117 110L116 111V109ZM121 108V109H120ZM148 108H150V110L148 109ZM154 109V111H153V109ZM167 108V109H166ZM210 110H209V109ZM66 109H71V110H66ZM79 109H81V111L79 110ZM143 109V110H142ZM202 109V110H201ZM220 109V111L218 112L217 110H219ZM224 109V111L226 112V114L225 115H227V112L229 113V112H231V113H233L234 115H231V113L229 114V116H231V119H233V120H231L230 122H228V121H224V120H222L221 121V119H222V117L221 118H217V115H223V113H225L224 111H222ZM234 109V110H233ZM112 110V111H111ZM129 110H132V111H129ZM153 112H152V111ZM173 110V111H172ZM186 110V111H185ZM190 111V112H188V111ZM214 110H216L215 112H213ZM231 110V111H230ZM58 111V112H59ZM74 111H77L76 113L74 112ZM122 111V112H121ZM123 111H124V113H123ZM129 111V112H128ZM134 111V113H132ZM141 111V112H140ZM150 111H151V114H150ZM167 111V112H166ZM180 111V112H179ZM201 111V112H200ZM80 114H79V113ZM101 112H102V114H101ZM106 112V113H105ZM109 112V113H108ZM110 112H112V113H110ZM115 112H116V114H115ZM117 112L119 113L118 115H117ZM126 112V113H125ZM138 112V113H137ZM155 112V113H154ZM162 112H164V113H162ZM128 113V114H127ZM148 113V115H146ZM185 113H186V115H185ZM202 113V114H201ZM216 113V114H215ZM218 113V114H217ZM67 114H65L66 116H67ZM123 114V115H122ZM125 114V115H124ZM191 114V115H190ZM236 114V115H235ZM239 114H241V115H239ZM107 115V116H106ZM113 117H112V116ZM117 115V116H116ZM151 115V116H150ZM155 115V116H154ZM169 115V116H168ZM179 115V116H178ZM224 115V116H225ZM62 117V119H61V117ZM70 116V117H71ZM102 118H101V117ZM115 116V117H114ZM127 116V117H128ZM196 118H195V117ZM223 116V117H224ZM237 116H239V117H237ZM50 117V116H49ZM110 117V118H109ZM117 117V118H116ZM122 117H123V120H122ZM133 117V118H132ZM135 117V118H134ZM138 117V118H137ZM152 117V118H151ZM188 117H190L189 119H187ZM81 118V119H82ZM104 118H106V119H104ZM121 118V119H120ZM163 118V119H162ZM166 118V119H165ZM193 118V119H192ZM238 118H240L241 120H239ZM70 119L71 120H73L72 121V124H68L69 122L71 123V121H70ZM98 119L100 120L99 122L101 123V124H103V126L102 125H100V124H98L99 122H97L98 121ZM107 119H110L111 121H110V123H109V121L107 120ZM113 119H115V120H113ZM158 119H161V120H158ZM187 119V120H186ZM215 119V120H216ZM238 121H237V120ZM59 120H61V121H59ZM66 120V121H65ZM69 120V121H68ZM90 120V121H89ZM103 122H102V121ZM115 121V123L113 122V121ZM167 120H168V122H167ZM194 121V122H192V121ZM64 121V122H63ZM68 121V122H67ZM83 121V120H82ZM152 121V122H151ZM189 121V124H187V122ZM190 121L192 122V123H194L193 125H192V123H190ZM197 121V122H196ZM199 121H200V123H199ZM234 121H237V122H235L236 123V125H235V123L233 124V122ZM239 121H241V122H239ZM67 122V123H66ZM78 122H79V120H78ZM93 122V123H92ZM114 124H113V123ZM122 122H123V124H122ZM182 122V123H181ZM239 122V123H238ZM62 123V124H61ZM76 123V124H75ZM88 123V124H87ZM118 123V124H117ZM151 125H150V124ZM199 123V124H198ZM214 123H212L213 124V126H214ZM93 124V125H92ZM105 124V125H104ZM112 124V125H111ZM163 124V125H162ZM186 124V125H185ZM198 124V125H197ZM218 123H216L215 124V126L214 127H219V125H217ZM230 124H233V125H231L230 126ZM75 125H77V126H75ZM80 125V126H79ZM92 127V128H90V126ZM107 125H109L108 127H107ZM111 125V126H110ZM114 125V126H113ZM120 125V126H119ZM190 125H192V127L190 126ZM196 125V126H195ZM64 126V127H63ZM98 126V127H97ZM183 126V127H182ZM239 126H240V128L242 127V129H240L239 128ZM63 127V128H62ZM77 127V128H76ZM90 128V129H87V128ZM100 127V128H99ZM107 127V128H106ZM151 127H153V128H151ZM187 127V128H186ZM200 129H199V128ZM229 127H231V128H229ZM62 128V130L64 131H62V130H60ZM73 128V129H72ZM80 128V129H79ZM81 128H82V130H81ZM84 128V129H83ZM104 130H103V129ZM109 128H111L110 129V131H108L109 130ZM113 128V129H112ZM178 128H180V129H178ZM185 128V129H184ZM189 128V129H188ZM198 128V129H197ZM235 129V130H231V129ZM238 128V129H237ZM71 129L73 130V131H71ZM75 129V130H74ZM76 129H77V131H76ZM188 129V130H187ZM225 129H226V131H225ZM228 129V130H227ZM236 129H237V131H236ZM78 130H80V131H78ZM152 130H153V132H152ZM197 130V131H196ZM198 130H199V132H198ZM230 130V131H229ZM68 131V132H67ZM75 131V132H74ZM84 131H86L87 133H83ZM106 131V132H105ZM159 131V132H158ZM163 133H162V132ZM181 131V132H180ZM214 130H212V132H213ZM240 131V132H239ZM243 131L245 132V133H243ZM259 131H261V130H258L257 131V133H258V135H264V130H262L261 132H259ZM125 132H126V130H125ZM169 132V133H168ZM194 132V133H193ZM204 132V133H203ZM240 134H239V133ZM66 133V135H64ZM76 133H82V134H84V136L81 134V135H79V134H76ZM90 133V134H89ZM107 133V134H106ZM113 135V137L115 138H113L111 135ZM187 135H186V134ZM200 133V134H199ZM206 133H207V135H206ZM228 133H230L229 134V136H227V134ZM241 133H242V135H241ZM263 133V134H262ZM87 134H89V135H87ZM161 134V135H160ZM195 134H197V135H195ZM209 134V135H208ZM238 134V135H237ZM76 135V136H75ZM77 135H78V137H77ZM85 135H87V136H85ZM117 135V134H116ZM153 135H155V136H153ZM160 135V136H159ZM177 135V136H176ZM200 137H199V136ZM202 135H203V137H202ZM226 135V136H225ZM235 135H237V137L239 138V137H242L243 139H241V138H237V139H234L235 138ZM240 135V136H239ZM75 136V137H74ZM80 136H82L83 138H81L80 139ZM151 136L153 137V138H151ZM171 136V137H170ZM179 136V137H178ZM187 136V137H186ZM207 136V137H206ZM208 136H209V138H208ZM230 136H231V139H234V141L235 142H233V140L231 141L230 140ZM67 137V138H66ZM87 137V138H86ZM105 137H108V138H105ZM158 137H160L159 138V140H158ZM165 138V139H162V138ZM172 137H173V139H172ZM196 137H198V138H196ZM206 139H205V138ZM214 137H215V139H214ZM75 138V139H74ZM78 138V140H76ZM192 138H194V140H192ZM208 138V139H207ZM229 138V139H228ZM122 139V140H121ZM126 141H125V140ZM129 139V140H128ZM205 139V140H204ZM247 139V141H248V143H247V141H245ZM112 140V141H111ZM121 140V141H120ZM124 140V141H123ZM165 140V141H164ZM208 140H209V142H208ZM212 140V141H211ZM228 140V141H227ZM75 141V143H73ZM107 141V142H106ZM116 141H117V143H116ZM121 143H120V142ZM123 141V142H122ZM128 141V142H127ZM158 141H160V142H158ZM163 141H164V143H163ZM167 141V142H166ZM202 141V142H201ZM206 141V142H205ZM227 141V143H228V145H227V143H225ZM250 141H252V142H250ZM162 142V143H161ZM165 142H166V144H165ZM205 142V143H204ZM231 142V143H230ZM239 142H241V143H239ZM93 143H95V144H93ZM125 143V144H124ZM151 143V144H150ZM200 143V144H199ZM215 143H219L218 145L219 146H216V144ZM223 145H222V144ZM232 143H233V145H232ZM246 143V144H245ZM251 143H254L255 144V146H256V149L257 148H259V150L257 149V150H255V146L253 147V145L254 144H251ZM127 144V145H126ZM198 144V145H197ZM205 144L206 145H208V146H205ZM231 144V145H230ZM237 144V145H236ZM239 144V145H238ZM262 144V145H261ZM71 145H74V146H71ZM95 145H97V146H95ZM204 145V146H203ZM210 145H212V147L210 146ZM226 145V146H225ZM230 145V146H229ZM258 145H261L260 147L258 146ZM152 146V147H153ZM189 146V147H188ZM220 146H221V148H220ZM229 146V147H228ZM242 146H244V148L246 147L249 151H244V150H246V148L244 149ZM250 147V148H248V147ZM258 146V147H257ZM113 147V148H112ZM115 147V148H114ZM120 147H122V148H120ZM131 147H132V145H131ZM174 147V148H173ZM216 149H215V148ZM222 147L224 148V150L222 149ZM226 147V148H225ZM241 147V149L240 150H238V148H240ZM139 148H141L140 146H137V148H135V149H137V150H139ZM155 148V149H156ZM178 148V149H177ZM188 148V149H187ZM198 148H199V150H198ZM230 148V149H229ZM233 148V149H232ZM242 148H243V150H242ZM254 148V149H253ZM117 149H119V150H117ZM133 149V148H132ZM182 151H181V150ZM194 149V150H193ZM207 149V150H206ZM235 149H236V151H235ZM253 149V150H252ZM129 150V148H127V151ZM134 150V149H133ZM161 150V151H160ZM164 150H167V151H164V153H163V151ZM209 150V151H208ZM211 150V151H210ZM215 150V151H214ZM224 152H223V151ZM230 150H232V153H231V151ZM234 150V151H233ZM255 150V151H254ZM130 151V150H129ZM241 153H240V152ZM166 152V153H165ZM176 152V153H175ZM202 152V153H201ZM216 152V153H215ZM234 152V153H233ZM236 152V153H235ZM254 152H255V154H254ZM160 153V154H159ZM163 153V154H162ZM170 155H169V154ZM231 153V154H230ZM258 153V152H257ZM179 154V155H178ZM206 154H207V156L208 157H206ZM210 154V155H209ZM220 154H221V156H220ZM233 154V155H232ZM236 154V155H235ZM238 154V155H237ZM171 156V155H173L172 156V161H174V162H168L167 163V161H170L169 159H171V157H167V159L168 160H166V156ZM213 155V156H212ZM225 155V156H224ZM231 155H232V157H231ZM159 156H160V158H159ZM165 156V157H164ZM179 156V157H178ZM189 156V157H188ZM203 156V157H202ZM219 156L221 157V158H219ZM244 156V157H243ZM249 158H251V156H253L251 159H249ZM254 156H255V158H254ZM259 157V158H257L256 159V157ZM162 157V158H161ZM206 157V158H205ZM210 157H217L216 159L215 158H213V159H210ZM236 157V158H235ZM246 157V158H245ZM165 158V159H164ZM176 158V159H175ZM208 158V159H207ZM227 158V159H226ZM242 160H241V159ZM247 158H248V161H247ZM48 159V161H49V158H47ZM174 159V160H173ZM228 159H229V161H228ZM238 159V161L239 162H237L236 160ZM245 159V160H244ZM253 159V160H252ZM153 160V161H154ZM216 160V161H215ZM218 160H219V162H218ZM231 160V161H230ZM162 161V162H161ZM175 161H177V162H175ZM178 161H179V163H178ZM246 161V162H248V163H251L252 161V163L255 165V164H257L256 165V167L251 163V165L250 164H248L247 165V163L244 162ZM258 161H261V163L259 162L258 163ZM227 162V163H226ZM233 162H236V163H234L233 164ZM241 162H243V163H241ZM57 163V162H56ZM170 163H173V164H170ZM230 163V164H229ZM237 163H238V165H241V166H238L237 165ZM163 164V165H162ZM165 164V165H164ZM168 164V167H166V165ZM180 166H179V165ZM213 164V165H212ZM259 164V165H258ZM169 165H170V167H169ZM172 165H174L175 167H173ZM183 165V166H182ZM186 165V166H185ZM196 165V166H195ZM198 165V166H197ZM216 165V166H215ZM224 165H226L225 167H224ZM230 165V166H229ZM233 165V166H232ZM234 165H236V167L234 166ZM243 165V166H242ZM244 165H245V168L243 169V171H244V173L242 172V168L244 167ZM247 165V166H246ZM56 168L58 169H60V170H58V171H60V172H67V171H65V170H67L64 166H62V165H60V164H56ZM182 166V167H181ZM190 166H192V167H190ZM248 166L252 169H250V168H248ZM258 166H260V167H258ZM180 167H181V169H180ZM195 167V168H194ZM197 167V168H196ZM199 167V168H198ZM228 167V168H227ZM232 167V168H231ZM237 167H238V169H237ZM239 167H241L240 168V170H239ZM248 169H247V168ZM253 167V168H252ZM261 167V168H262ZM165 168H168V169H165ZM186 168V169H185ZM188 168V169H187ZM190 168V169H189ZM224 168V169H223ZM226 168V169H225ZM231 168V169H230ZM255 168H256V170H255ZM211 169V170H210ZM221 169V170H220ZM246 169V170H245ZM255 170V172H254V170ZM63 170V171H62ZM170 170V171H169ZM174 170V171H173ZM179 170V171H178ZM182 170V171H183ZM187 170L189 171V172H187ZM192 170V171H191ZM220 170V172H222V174L221 175H219L220 173L218 172ZM223 170V171H222ZM226 170H229V172L230 171H232V174L231 173H227L226 175L225 174H223L224 173V171H226ZM234 170V171H233ZM247 170H248V172L249 173H251V175L252 176H250V174L247 172ZM252 172H254V173H252ZM178 171V172H177ZM182 171H181V173H182ZM198 171V172H197ZM186 172H187V175H186ZM218 172V173H217ZM234 172V173H233ZM247 172V173H246ZM184 173H185V175H184ZM197 173V174H196ZM240 173V174H239ZM260 174V175H258V174ZM66 174V173H65ZM67 174H68V176H70L69 177V181H66L65 183H66V185H67V187L65 186V188H68V189H70L71 191L73 190V192H75V191H78V192H80V190H81V188L83 189V192H86L87 194H89L88 195V199H86V201H84V202H86V205L87 204H89V207L90 206H93V209H100L102 212H100V210H99V212H100V214L101 213H103L104 212V216L105 217H108L109 219H111V220H109V222H107V224L108 223H110L109 225L110 226H113L114 225V227L115 226H117L118 225V223H122L123 221L125 222V223H128V225H130V223H131V227L133 228V234H135V233H137V231H138V229L140 230V229H142L144 232H145V238H147V237H151L152 239H157V241H162L161 239L163 238V235H162V233L164 234V236H166V229L170 232V233H172V231H170V229L167 227V226H165L164 224H162L160 221L158 222V220H155V219H152V213L150 212V210L149 209H146V208H144L143 210L141 209L142 208V205L140 206V207H137V206H139V204L137 205V202H136V198H132V199H134L133 201H132V199H131V197L130 196H128L129 197V199H128V197L126 196L125 198H126V200H125V198H124V196L123 195H121V196H118V195H120V194H122V191L119 193V194H116V193H114L113 192V190H112V192H113V194H112V192L110 193L107 189H103V187L98 183L97 184V182L96 181H93V180H86V178L87 179H89L88 177H86V175H85V177H84V179L82 180L81 178H80V176H77V175H75L74 173H72V172H70L69 170H68V172H67ZM71 174L73 175H75V176H73L74 178L75 177H77V179L75 178H73L72 176H71ZM195 174V175H194ZM218 174V175H217ZM249 174V175H248ZM179 175H180V173H179ZM228 175H230V176H228ZM255 175H256V177H255ZM262 175V176H261ZM213 176V177H212ZM224 176V177H223ZM229 178H228V177ZM246 176H248V177H246ZM255 178H254V177ZM72 177V178H71ZM190 177V180L188 179V178ZM209 177V178H208ZM215 177H216V179H215ZM223 179H222V178ZM225 177H227V181H225L226 179H225ZM231 177H235L233 180L232 179H230ZM243 177H245V178H243ZM260 177H261V179H260ZM263 177V178H262ZM217 178H218V180H217ZM220 178V179H219ZM240 178H238V179H240ZM252 178H253V180H252ZM258 178H259V180H258ZM71 179V180H70ZM73 179V180H72ZM205 179V180H204ZM210 179V181L208 182L207 180H209ZM212 179H213V181H212ZM222 179V183H224V184H226L227 186H229L230 187V189H229V191H228V188H227V190H225V189H222V188H219L221 185V180ZM76 180H78V181H76ZM81 180V181H80ZM204 180V181H203ZM215 180V181H214ZM217 180V181H216ZM252 180V181H251ZM76 181V182H75ZM83 181L85 182V181H87L85 184L83 183ZM89 181V182H88ZM91 181V182H90ZM192 181H190L191 182V184H192ZM205 181H207V182H205ZM261 181V182H260ZM219 182V183H218ZM253 182V183H252ZM210 183V184H209ZM213 183V184H212ZM233 183V184H232ZM236 183V184H235ZM247 183V184H248ZM78 184H80L79 186H78ZM92 184V185H91ZM195 184H197V186H194ZM208 184V186H206ZM217 186L218 185V187H216L215 185ZM260 184V185H259ZM89 185V186H88ZM94 185V186H93ZM212 185V186H211ZM251 185V186H250ZM261 185H263V191H261L262 189H261ZM88 186V187H87ZM191 186V185H190ZM250 186V187H249ZM256 186V187H255ZM77 187V188H76ZM85 187H86V189H85ZM93 187V188H92ZM96 187H97V189H96ZM90 188V189H89ZM99 188H100V190H101V192L100 191H98L99 190ZM102 188V189H101ZM209 189L210 191L208 192V190H206V189ZM213 188V189H212ZM235 188V187H234ZM254 188V189H253ZM258 188H260V189H258ZM68 189H65V190H68ZM89 189V190H88ZM218 189V190H217ZM249 189V190H248ZM252 191H251V190ZM258 189V190H257ZM75 190V191H74ZM92 190H94V193L96 192V194L95 195H93L94 193H93V191ZM105 190H107L106 191V195H105ZM206 190V194H205V191ZM221 190V191H220ZM91 191H92V193H91ZM111 191V190H110ZM216 191V192H215ZM258 191V192H257ZM261 193H260V192ZM99 192H100V195H99ZM104 192V193H103ZM208 192V193H207ZM214 192V193H213ZM217 192H221V195L223 196V195H225V196H223V197H217V196H219V194L217 193ZM226 192H230V194L229 193H227V194H224V193H226ZM247 192H250V194L249 195H247ZM252 192V193H251ZM98 193V194H97ZM103 193V194H102ZM109 193H110V195H109ZM223 193V194H222ZM245 193H246V195L248 196V197H246V195H245ZM253 193H256V194H254L253 195ZM90 194H92V195H90ZM113 196H112V195ZM202 194V195H201ZM203 194H204V198L202 197L203 196ZM215 194V196H213ZM252 194V196H250ZM72 195V194H71ZM99 195V196H98ZM106 196V199L105 200H103L102 199V197H105ZM107 195H108V198H107ZM205 195H206V197H205ZM217 195V196H216ZM227 195V196H226ZM230 195V196H229ZM91 196V197H90ZM99 197L100 198V200L101 201H98V198H94V197ZM117 196H118V198L120 199V203L118 204V206L116 205V203H114V202H116V200H118V198H117ZM255 196H258V197H256L255 198ZM114 197V198H113ZM116 197V198H115ZM123 197V198H122ZM229 197V198H228ZM232 197V196H231ZM249 197H253L254 198V202H253V199L251 198V199H249ZM92 198V199H91ZM94 198V199H93ZM113 198V199H112ZM228 198V199H227ZM245 198V199H244ZM260 198V199H259ZM263 198V199H262ZM108 199V200H107ZM112 199V200H111ZM246 199L248 200V202L246 201ZM256 199V200H255ZM257 199H259V200H257ZM88 200V201H87ZM91 201V203H90V201ZM93 200V201H92ZM121 200H123V202H121ZM131 200V201H130ZM198 201H199V199H197ZM224 200V201H225ZM251 200V202L252 203H250L249 201ZM95 201H97L96 203L97 204H95ZM103 201H106V202H103ZM110 201V203H111V206H110V203H109V206L108 205H106V204H108L107 202H109ZM127 201V202H126ZM206 201V200H205ZM231 201H232V203H231ZM245 201V202H244ZM89 202V203H88ZM99 203H100V207H98V206H96V205H99ZM102 203V204H101ZM106 203V204H105ZM115 204V206H114V204ZM202 203V202H201ZM250 203V204H249ZM20 203H18V205H19ZM105 204V205H104ZM129 204V205H128ZM131 204V205H130ZM210 205H211V203H209ZM248 204V205H247ZM261 204H263V206L261 205ZM21 205V204H20ZM17 206V208H15V211H13V212H16L17 210L18 211H20L21 210V213H22V215L21 214H19L18 213V211H17V213L18 214H16V215H18L19 217H17V220H15V223H17V226H16V228L18 229V227L20 226V225H22V224H24L25 225V227L29 230V229H31V230H33V231H31V232H29V233H31L30 234V236L28 235V233H27V230L23 227V228H21L22 226H20L19 227V231L16 229V231H17V234L19 233V235H20V232H21V236H19V235H17V234H15V236L17 237V236H19V237H17V238H19L18 240L20 241V239L22 238V237H27L28 238V236H29V238L28 239H32V238H34L33 240H41V241H43V238H44V234H39L40 232H38V229H36L35 227H34V225L33 224H35V222H33V221H35V219H34V216L32 217L31 215L32 214H30L28 211H27V205L25 206V205H22V206ZM95 205V206H94ZM101 205H104V206H106V207H104V206H102L101 207ZM135 207H133V206ZM228 205V206H227ZM117 206V207H116ZM125 206H128V207H125ZM229 207L230 209H228V210H226L227 209V207ZM248 206V207H247ZM257 205H254V211L255 210H257V212H259V214H260V210H261V214H263L264 215V210H262L261 209V207H259V208H257L258 207ZM8 207V206H7ZM25 207L27 208L26 210H25ZM117 208V210H116V208ZM122 207V208H121ZM129 207H131L132 208V210L134 211H131V210H129ZM225 207V208H224ZM247 207V208H246ZM250 207H253V205L251 206L250 205ZM12 208H13V206L12 207H10L9 208V210L10 211H12ZM120 208V209H119ZM124 208H127L128 210H129V212H133V213H131V214H133V215H135V216H139V218H138V216H137V218L135 217V216H133L132 217V215L128 212V210H125L124 211ZM130 208V209H131ZM139 208V209H138ZM256 208V209H255ZM20 209V210H19ZM108 209V210H107ZM110 209H112L113 211V213L111 212V210ZM222 209H219V212L220 211H224V210H222ZM259 209V210H258ZM264 209V208H263ZM29 210V209H28ZM120 210V211H119ZM143 212H142V211ZM149 210V212H147ZM230 210V211H229ZM25 211V212H24ZM109 211V212H108ZM139 211V212H138ZM229 211V214L227 213ZM243 211V212H242ZM115 212V213H114ZM128 212V213H127ZM110 213H112V216H111V214ZM125 213H127V214H125ZM135 213V214H134ZM222 213V214H221ZM224 213L223 212H220V214L223 216L224 215ZM244 213H246V215L244 214ZM30 214V215H29ZM108 214H109V216H108ZM123 214V215H122ZM204 214V213H203ZM28 215L30 216V217H32V218H30V217H28ZM114 215V216H113ZM124 215H125V217H127L128 219L126 220V218H125V220H124ZM129 215V216H128ZM142 215V216H141ZM146 215H147V217H146ZM199 215H200V213H199ZM205 215V214H204ZM224 215V219L225 220H229V221H227V227L229 226L230 228L233 226V223H234V228H227V230H230V232H228L230 235H236L235 237H238V239H237V241L240 243V244H244L245 242H247V243H249V244H251V243H253V245L254 244H256V243H258L259 242V240L261 239V241H260V243H258L259 244V246H260V249H259V247H258V244H256V245H254L255 246V248H256V253L254 252L253 254H254V256H255V254L257 255H259V256H263V250H264V243H263V241H264V222L263 221H261V222H257V223H237V221H244L243 219H242V217L240 218V215H239V219L237 218L238 216H236L235 218H233V219H230V217L228 218V216H225ZM103 216V217H104ZM149 216H150V218H149ZM221 216V217H222ZM121 217V218H120ZM129 217H131V218H129ZM141 217V218H140ZM146 217V218H145ZM226 217V218H225ZM19 218V219H18ZM134 218V219H133ZM24 219V220H23ZM30 219H31V221H30ZM33 219V220H32ZM105 220H106V218H104ZM116 219V220H115ZM118 219V220H117ZM120 219V220H119ZM123 219V221L122 222H120L121 220ZM26 220V221H25ZM134 220H136V222L134 221ZM139 222H142V223H138V221ZM235 220V221H234ZM237 220V221H236ZM21 221H22V223H21ZM28 221V222H27ZM111 221V222H110ZM114 221V222H113ZM129 221H131L130 223H129ZM132 221H134V222H132ZM146 222V223H144V222ZM154 221V222H153ZM203 221H204V219H203ZM19 222V223H18ZM118 222V223H117ZM123 222V223H124ZM149 222V223H148ZM205 222H206V219H205ZM204 222V224H207V223H205ZM21 223V224H20ZM26 223H27V225H26ZM33 223V224H32ZM133 223H134V225H133ZM136 223H138V225L136 224ZM151 223H154L153 225L151 224ZM156 223H159V225H157V226H159L158 227V229H157V227H156ZM236 223V224H235ZM31 224H32V226H31ZM113 224V225H112ZM135 224H136V226H137V228H136V226H135ZM145 224V225H144ZM147 224V225H146ZM151 224V225H150ZM23 225V226H24ZM143 225V226H142ZM164 225V226H163ZM225 225V226H224ZM236 225V226H235ZM245 225H246V227H245ZM30 226V227H29ZM146 226V227H145ZM153 226H154V228H153ZM160 226H161V229H160ZM223 226L224 227H226V223H224L223 224ZM249 226V227H248ZM258 228H257V227ZM135 227V228H134ZM141 227V228H140ZM148 227V228H147ZM165 227V228H164ZM244 227V228H243ZM251 227V228H250ZM260 227H262V228H260ZM108 228V227H107ZM23 229V230H26V232L25 231H23V232H25V233H23L21 230ZM153 229H154V232H153ZM165 229V230H164ZM246 229V230H245ZM258 229V230H257ZM261 229V230H260ZM263 229V230H262ZM150 230V231H149ZM155 230H157V231H155ZM232 230V231H231ZM236 230H238V231H236ZM243 230H245V231H243ZM253 230L255 231L254 232V234H256V235H254L253 234ZM15 231V232H16ZM36 231V232H35ZM163 231H165V232H163ZM251 231H252V233H251ZM167 233V234H170V233ZM238 232V234H236ZM154 234V235H152V234ZM252 235H251V234ZM160 234H161V236H162V238H159V237H161L160 236ZM257 234H258V236H257ZM23 235V236H22ZM25 235V236H24ZM39 235V236H38ZM44 235V236H43ZM158 235V236H157ZM246 235H251V236H249L248 238H247V236ZM40 236H42V237H40ZM147 236V237H146ZM246 236V237H245ZM37 237V238H36ZM253 237V238H252ZM255 237H257V239L255 238ZM263 237V238H262ZM251 238V239H250ZM25 238H23L22 240H24ZM244 239H245V242H244ZM248 239V240H247ZM255 239V240H254ZM259 239V240H258ZM26 240V239H25ZM179 240V239H178ZM250 240V241H249ZM254 240V241H253ZM255 241H257L256 243H255ZM261 242H262V248H263V250H262V248H261ZM162 243V242H161ZM70 245H72V244H70ZM76 245L77 246H79L77 243H76ZM76 245H73V246H75V248H76ZM160 245H162V244H160ZM159 245V246H160ZM41 247V246H40ZM164 247V246H163ZM258 247V248H257ZM166 248V247H165ZM41 249V248H40ZM57 249H58V247H57ZM258 249V250H257ZM59 250V249H58ZM259 250H261V251H259ZM68 252V251H67ZM169 252H170V250H169ZM88 252H87V250H85L84 251V253H83V256H81L80 258H81V260H82V262L84 263V264H86L85 262H89L90 263V261L88 260V257H90L88 254H87ZM167 253V252H166ZM183 253V252H182ZM80 254V253H79ZM84 254H86V256H88V257H86ZM262 254V255H261ZM82 255V254H81ZM172 256L171 254H168V256ZM200 255V254H199ZM257 255V256H258ZM55 256H57L56 254H55ZM194 256V255H193ZM193 256H190L189 257V259L191 258V261L192 262H194L195 261V259H196V257H197V255H195L194 257ZM87 258V260H85ZM198 259H196L197 261L199 260V257H197ZM83 260H85V261H83ZM187 261H189L188 259L186 260V262ZM191 262V263H192ZM189 263V262H188ZM195 264V263H194ZM196 264H198V262H196Z\"/></svg>",
	"mask_w": 264,
	"mask_h": 264
}]
</instances>
